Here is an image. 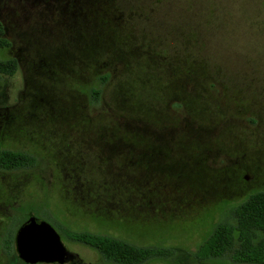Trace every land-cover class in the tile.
<instances>
[{
	"label": "rangeland",
	"instance_id": "1",
	"mask_svg": "<svg viewBox=\"0 0 264 264\" xmlns=\"http://www.w3.org/2000/svg\"><path fill=\"white\" fill-rule=\"evenodd\" d=\"M0 18L18 60L0 75V150L35 159L0 168V212L31 205L89 264L55 221L171 252L145 264H199L264 190V0H0Z\"/></svg>",
	"mask_w": 264,
	"mask_h": 264
},
{
	"label": "trees",
	"instance_id": "2",
	"mask_svg": "<svg viewBox=\"0 0 264 264\" xmlns=\"http://www.w3.org/2000/svg\"><path fill=\"white\" fill-rule=\"evenodd\" d=\"M6 38V27L0 18V75L11 76L18 68L16 58L3 59L1 52L10 47ZM108 76L100 77L105 84ZM90 101L98 102L100 89H91ZM145 126L137 125L135 131ZM134 129L132 123L119 125L126 132ZM35 159L27 153L0 150V168L16 170L31 168ZM67 240L81 242L96 250L106 260L117 264H139L152 259L169 257L168 249L136 246L118 238L88 231L64 233ZM202 260L228 256L235 264H264V190L249 194L243 201L230 209V220L217 223L195 254Z\"/></svg>",
	"mask_w": 264,
	"mask_h": 264
},
{
	"label": "flooded vegetation",
	"instance_id": "3",
	"mask_svg": "<svg viewBox=\"0 0 264 264\" xmlns=\"http://www.w3.org/2000/svg\"><path fill=\"white\" fill-rule=\"evenodd\" d=\"M18 61V60H17ZM8 120V116H6V120ZM140 131H135V130H132V134H137L139 133ZM153 133V132H151ZM156 133V132H154ZM154 144V143H153ZM131 149H134V147H131ZM161 153L163 154H168V152L166 151H161ZM134 158L139 161L141 159H138L139 157H136L135 155H133ZM244 177H247V175H245ZM32 201V200H31ZM30 202V201H29ZM11 211H9L8 213H6L5 211H1L0 212V243L3 245V246H0V264H89L85 261H83V259L81 258V256L79 255L78 252H75V251H72L70 249H68L62 239H61V242L62 244L64 245V247L72 253L73 257L68 259V260H65L63 262H59V261H51V262H47V261H37L35 263H30V262H26L25 260H23L18 251H17V246H16V232L17 230L19 229L20 226H22L24 223H26L30 217H34L36 219L37 222H40V221H45L39 217H37L33 211H32V206L31 205H28L27 203L22 206L21 204H18V206H11ZM15 207V208H14ZM22 211L23 212V217H21V219L19 220V222L16 223V225L12 228V227H8L7 226V223H6V220L10 217V216H16V214L18 212ZM5 212V213H4ZM46 223L50 224L49 222L45 221ZM56 225L61 228L62 232L63 233H66L68 231H72L71 229L68 228L69 225L67 224H61V223H58L56 222ZM53 229L54 227L52 225H50ZM55 230V229H54ZM56 231V230H55ZM83 231H86V230H83ZM73 232H81V231H73ZM88 232H91V231H88ZM94 233V232H93ZM78 246H81V247H85L91 254H93L95 257H96V260L98 262V264H117V263H114L112 261H109V260H106L104 257H102L96 250H94L93 248L81 243V242H78V241H71V240H68ZM194 260L196 262H198L199 264H201L202 262H206V261H211L212 262V259H209V260H202L201 258L199 257H195ZM147 261L145 262H142V263H139V264H145Z\"/></svg>",
	"mask_w": 264,
	"mask_h": 264
},
{
	"label": "water",
	"instance_id": "4",
	"mask_svg": "<svg viewBox=\"0 0 264 264\" xmlns=\"http://www.w3.org/2000/svg\"><path fill=\"white\" fill-rule=\"evenodd\" d=\"M15 239L17 251L26 262H63L73 257L50 224L45 221L37 222L34 217H30L19 227Z\"/></svg>",
	"mask_w": 264,
	"mask_h": 264
}]
</instances>
